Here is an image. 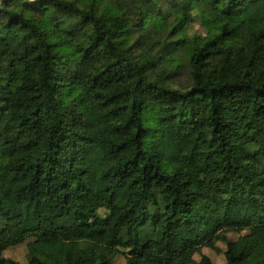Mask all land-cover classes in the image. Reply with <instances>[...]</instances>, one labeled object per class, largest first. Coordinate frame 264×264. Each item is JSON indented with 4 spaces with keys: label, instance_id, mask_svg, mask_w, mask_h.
<instances>
[{
    "label": "trees",
    "instance_id": "trees-1",
    "mask_svg": "<svg viewBox=\"0 0 264 264\" xmlns=\"http://www.w3.org/2000/svg\"><path fill=\"white\" fill-rule=\"evenodd\" d=\"M219 243L264 264V0H3L0 264L23 244L27 264H213Z\"/></svg>",
    "mask_w": 264,
    "mask_h": 264
},
{
    "label": "rangeland",
    "instance_id": "rangeland-1",
    "mask_svg": "<svg viewBox=\"0 0 264 264\" xmlns=\"http://www.w3.org/2000/svg\"><path fill=\"white\" fill-rule=\"evenodd\" d=\"M28 2H33L35 0H27ZM3 2V0H0V4ZM187 34L189 36L192 35H206V31L202 29L196 22H193L189 25V28L187 30ZM184 55L178 54L175 58V61L179 62V65L181 66L177 69L175 75L171 79L172 86L176 88H185L189 85L190 79L188 75V69L186 65V62H184ZM181 62V63H180ZM176 67V64L171 67ZM105 127H107V123L104 124ZM92 137H94V134H91ZM111 139V132L106 129L105 134L101 137V141L106 144ZM106 212L104 210L99 211V216L104 217ZM231 239L235 238L234 235H229ZM218 251H212L209 249H203L202 254L208 256L213 264H224V257H223V251L225 249V246L221 243L217 244ZM3 256L8 259H12L14 261H17L19 264H27V257H26V245H20L14 248H11L4 252ZM195 259L198 260L199 256L196 255ZM112 264H125V259L122 255H118Z\"/></svg>",
    "mask_w": 264,
    "mask_h": 264
}]
</instances>
